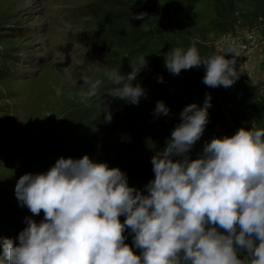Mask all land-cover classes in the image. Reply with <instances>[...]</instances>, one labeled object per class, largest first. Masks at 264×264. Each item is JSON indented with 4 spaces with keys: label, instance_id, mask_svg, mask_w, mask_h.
Here are the masks:
<instances>
[{
    "label": "rangeland",
    "instance_id": "1",
    "mask_svg": "<svg viewBox=\"0 0 264 264\" xmlns=\"http://www.w3.org/2000/svg\"><path fill=\"white\" fill-rule=\"evenodd\" d=\"M126 4L121 0H0V238L18 242L16 237L26 226L24 218L33 216L39 222L43 217V210L34 215L18 202L19 176L46 171L61 155L88 154L83 143L91 134L153 155L165 147L180 122L181 110L190 103L202 106L206 93L211 94L209 122L190 150L191 158L213 136L232 135L253 122L262 127L264 0H183L180 5L162 1L187 29V35L171 41L177 44L187 38L202 57L214 52L230 56L240 75L225 88L203 82V65L182 69L178 75L167 68L166 73H154V64L162 57L164 66L168 52L165 43L154 39L145 56L147 64L133 83L146 88L150 81L160 88L145 90L147 95L138 104L109 95L114 85L104 75L109 69L131 71L129 60L140 57L128 54L129 46L123 43L140 34L135 28L123 29L138 25L128 16L134 4ZM222 11L228 19L225 29L215 25ZM89 76L102 83L97 95L85 100L80 93L87 90L84 78ZM157 100L169 107L167 116L154 114ZM105 104L112 114L110 121L104 118ZM128 183L142 190L147 184Z\"/></svg>",
    "mask_w": 264,
    "mask_h": 264
},
{
    "label": "clouds",
    "instance_id": "2",
    "mask_svg": "<svg viewBox=\"0 0 264 264\" xmlns=\"http://www.w3.org/2000/svg\"><path fill=\"white\" fill-rule=\"evenodd\" d=\"M129 62L131 71L104 75L114 85L109 95L138 104L147 93L133 81L147 61L140 56ZM201 65L202 80L211 87L227 88L240 75L230 56L202 57L195 43L165 55L164 66L174 75ZM84 82L81 98L96 96L102 80L89 76ZM209 107L206 93L202 106L181 110L165 147L151 156L154 178L146 191L129 186L119 167L88 154L61 155L46 171L20 175L18 202L34 215L43 210V217L37 222L26 216L18 242L0 238V264H264V127L253 122L232 135L213 136L193 159L190 150L209 122ZM153 112L167 116L170 109L157 100ZM104 114L110 121L106 104ZM126 229L132 246L125 242Z\"/></svg>",
    "mask_w": 264,
    "mask_h": 264
},
{
    "label": "trees",
    "instance_id": "3",
    "mask_svg": "<svg viewBox=\"0 0 264 264\" xmlns=\"http://www.w3.org/2000/svg\"><path fill=\"white\" fill-rule=\"evenodd\" d=\"M103 1L105 3L111 2V0ZM162 1L174 2V4L180 5L183 0H121V4H134L132 9L135 10L131 13H146L143 19H134L132 16H130L131 13L128 15L129 19L132 20V23L138 25L134 27L127 26L123 29L135 28L134 30H137L138 32L140 31V34L133 35L132 38L124 40L123 43L128 44L129 46V48L127 47L128 54L131 53L132 56L149 55V52L151 51V41L154 39L158 42L165 43L164 46L167 51L172 47L179 46L187 48V46L192 44L187 42V38L182 39V41L179 43L177 42V44H175L176 42L171 41L177 39L178 37H182L187 32L185 31L187 29L184 28V26L179 21L180 19L174 15L171 9L165 8L164 4H160ZM223 13L225 12H220L222 19L219 21V23L215 24L221 29H225L228 25V19L222 15ZM143 23L147 25V30L141 26ZM143 37H145L144 40L138 43L141 39H143ZM162 59L163 58L160 57L159 63L154 64V73H166V67L162 65ZM162 85L165 86V83L163 82ZM158 88H160L158 83H154L153 85V83L151 84L150 81H147L146 88L144 89L148 92L149 90H158ZM179 102L183 103L182 101ZM168 103L171 105V101H168ZM262 127H264V116ZM134 136L135 138H138L136 135ZM130 145L121 141H117L111 137L103 135L101 136L97 133H94L88 137L85 143H83V149L99 162H107L109 166L119 167L121 170L125 171L127 173L129 182L148 183L149 180L154 178V172L152 170L153 166L151 163L152 154L138 149L135 150L132 148L133 146L130 147ZM124 219L125 217L121 215V222H123ZM125 234L127 236L125 242L132 246V234L128 233L127 229L125 230ZM133 251L139 254L140 249L134 248ZM239 254L241 257L244 255L242 252Z\"/></svg>",
    "mask_w": 264,
    "mask_h": 264
}]
</instances>
